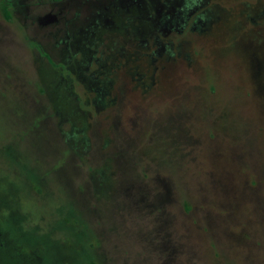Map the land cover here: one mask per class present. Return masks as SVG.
Here are the masks:
<instances>
[{
  "label": "rangeland",
  "instance_id": "rangeland-1",
  "mask_svg": "<svg viewBox=\"0 0 264 264\" xmlns=\"http://www.w3.org/2000/svg\"><path fill=\"white\" fill-rule=\"evenodd\" d=\"M0 193L36 264H264V0H0Z\"/></svg>",
  "mask_w": 264,
  "mask_h": 264
},
{
  "label": "trees",
  "instance_id": "trees-1",
  "mask_svg": "<svg viewBox=\"0 0 264 264\" xmlns=\"http://www.w3.org/2000/svg\"><path fill=\"white\" fill-rule=\"evenodd\" d=\"M46 3H59L62 0H42ZM4 199L0 193V264H36L40 254L37 251L25 253L5 227L3 218Z\"/></svg>",
  "mask_w": 264,
  "mask_h": 264
}]
</instances>
